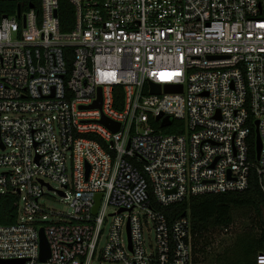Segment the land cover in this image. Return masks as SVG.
<instances>
[{
    "label": "built area",
    "instance_id": "2783aa9c",
    "mask_svg": "<svg viewBox=\"0 0 264 264\" xmlns=\"http://www.w3.org/2000/svg\"><path fill=\"white\" fill-rule=\"evenodd\" d=\"M38 1L0 0V262L198 264L190 212L163 210L253 172L264 194V0H67L68 32L60 0Z\"/></svg>",
    "mask_w": 264,
    "mask_h": 264
},
{
    "label": "trees",
    "instance_id": "16d2710c",
    "mask_svg": "<svg viewBox=\"0 0 264 264\" xmlns=\"http://www.w3.org/2000/svg\"><path fill=\"white\" fill-rule=\"evenodd\" d=\"M31 1L34 2L36 8L39 7L38 0ZM0 5H4V3H0ZM59 12L62 31L68 32L72 30L75 20L72 5L67 0H60ZM174 132H179L177 126L175 127L174 125L166 130V133ZM250 144L254 158L255 130ZM16 201L17 197L11 194L3 198V224L10 225L15 223L18 214ZM235 207H250L255 209L262 223V234L258 239L251 235L249 239H241L244 241V250L235 253L233 252L234 249L230 248L229 252L225 254L224 260L222 261L221 258L218 264H258L257 256L260 252L264 251V194L259 188L254 172L251 174L250 187L243 192L199 195L191 198L189 201L169 206L163 211L171 221L181 217L186 211L190 212L195 261L200 264L201 260L197 255L206 252L208 230L214 227L230 226L233 222L232 213Z\"/></svg>",
    "mask_w": 264,
    "mask_h": 264
},
{
    "label": "rangeland",
    "instance_id": "374dc122",
    "mask_svg": "<svg viewBox=\"0 0 264 264\" xmlns=\"http://www.w3.org/2000/svg\"><path fill=\"white\" fill-rule=\"evenodd\" d=\"M53 186L57 189L59 188L57 183H53ZM70 194L72 195V191H70ZM40 202L50 211L67 213L72 210L69 207V200L63 197L58 191L45 190V195ZM232 216L233 222L230 226L214 227L208 230L206 252L197 255L201 260L200 264H218L221 258L222 261L224 260V256L229 252L230 248L234 249L233 252L235 253L244 250V241L241 239H249L251 236L257 239L260 238L262 234V223L255 209L250 207H235L233 208ZM39 220L41 222H53L59 221V217L49 215L47 220H44L43 217H40ZM108 232L109 224H107L104 232L105 235L101 239L100 248L105 244ZM151 232V236L153 237V230ZM95 264L101 263L97 262Z\"/></svg>",
    "mask_w": 264,
    "mask_h": 264
},
{
    "label": "water",
    "instance_id": "95a60500",
    "mask_svg": "<svg viewBox=\"0 0 264 264\" xmlns=\"http://www.w3.org/2000/svg\"><path fill=\"white\" fill-rule=\"evenodd\" d=\"M31 7H34L33 4H30ZM165 89L167 91H178L181 92L182 91V86H172V85H165ZM161 90V85L160 84H153V91L159 93ZM161 116L158 117V119H160ZM104 123H106L108 126H110L112 129H115L116 131L119 129V125H114L111 124L108 121L104 120ZM171 124V120H169L168 118L166 120H164L163 122V126L167 127ZM257 125H259V122H257ZM261 137H260V133H259V129H257V157L260 158V154H261ZM101 196L98 197V203H99V199ZM97 207L95 209V213H96ZM183 215H186V213H184ZM40 244H41V260L42 261H46L50 258L51 256V250H50V245L49 242L47 240V237L45 235V232L43 229H41L40 231ZM0 264H24V261H2L0 262Z\"/></svg>",
    "mask_w": 264,
    "mask_h": 264
}]
</instances>
